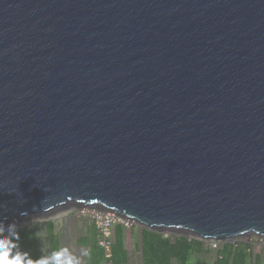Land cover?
Listing matches in <instances>:
<instances>
[{"label": "water", "instance_id": "1", "mask_svg": "<svg viewBox=\"0 0 264 264\" xmlns=\"http://www.w3.org/2000/svg\"><path fill=\"white\" fill-rule=\"evenodd\" d=\"M67 204L264 237V0H0V224Z\"/></svg>", "mask_w": 264, "mask_h": 264}, {"label": "rangeland", "instance_id": "2", "mask_svg": "<svg viewBox=\"0 0 264 264\" xmlns=\"http://www.w3.org/2000/svg\"><path fill=\"white\" fill-rule=\"evenodd\" d=\"M100 212L109 214L108 216H113L114 226L109 243L112 245L115 243L116 227L122 226L125 239L124 247L129 256L127 264H143L142 231L149 229L140 225L138 222L119 217L114 212L107 211L100 207H85L78 204H67V206L58 208L47 214L29 215L22 219L3 223V225L15 224L17 226V231L27 227L33 228L37 237L38 250L41 257L42 255L51 253L48 226L52 224L55 234L59 238L61 248L68 247L75 256L81 259V264H86L90 252L89 243L92 242L93 237L98 236V241L101 237L96 224L97 215H95ZM149 231L161 233L165 237H171L172 239L187 237L192 240L203 242L205 245V252L198 255L196 259L203 260L207 263H213L216 260V255L221 249L222 244L247 242L252 247L254 257L260 255L264 264V237L262 236L250 234L232 241H216L213 239L203 240L196 235L183 231ZM84 252H86L87 255H82Z\"/></svg>", "mask_w": 264, "mask_h": 264}, {"label": "trees", "instance_id": "3", "mask_svg": "<svg viewBox=\"0 0 264 264\" xmlns=\"http://www.w3.org/2000/svg\"><path fill=\"white\" fill-rule=\"evenodd\" d=\"M18 232L19 249L29 253L33 259L39 258L37 237L33 228L27 227ZM48 236L50 251L61 249L52 224L48 226ZM124 240L123 227L117 226L115 243L111 246L112 257L106 260L98 236L93 237L92 242L89 243L90 252L86 264H127L129 256L124 247ZM204 248L203 242L187 237L172 239L158 232L142 231L143 264H263L262 257L260 255L254 257L252 247L247 242L222 244L213 263L196 259L205 252Z\"/></svg>", "mask_w": 264, "mask_h": 264}, {"label": "clouds", "instance_id": "4", "mask_svg": "<svg viewBox=\"0 0 264 264\" xmlns=\"http://www.w3.org/2000/svg\"><path fill=\"white\" fill-rule=\"evenodd\" d=\"M19 239L15 224L7 226L0 224V264H81V259L75 256L68 247L33 259L29 253L19 250ZM82 255H87V253L84 252Z\"/></svg>", "mask_w": 264, "mask_h": 264}, {"label": "built area", "instance_id": "5", "mask_svg": "<svg viewBox=\"0 0 264 264\" xmlns=\"http://www.w3.org/2000/svg\"><path fill=\"white\" fill-rule=\"evenodd\" d=\"M95 215H97L96 216L97 228L101 234V237L99 238V244L104 250L105 259L109 260L112 257V249H111L112 244L109 243V240L114 226L113 216L111 215L108 216L109 214L103 212H100Z\"/></svg>", "mask_w": 264, "mask_h": 264}]
</instances>
